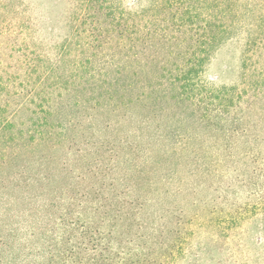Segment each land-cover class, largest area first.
<instances>
[{"label": "trees", "instance_id": "1", "mask_svg": "<svg viewBox=\"0 0 264 264\" xmlns=\"http://www.w3.org/2000/svg\"><path fill=\"white\" fill-rule=\"evenodd\" d=\"M18 1L0 0V35L16 37L0 43V264H174L192 232L159 216L165 198L209 180L219 151L264 142V14L237 29V0H221L218 27L187 2L178 14L168 0H70L48 48ZM238 33V81H208ZM259 178L264 166L228 226L264 219Z\"/></svg>", "mask_w": 264, "mask_h": 264}, {"label": "rangeland", "instance_id": "2", "mask_svg": "<svg viewBox=\"0 0 264 264\" xmlns=\"http://www.w3.org/2000/svg\"><path fill=\"white\" fill-rule=\"evenodd\" d=\"M122 1L124 5L139 8L151 3V0H138L137 4L134 0ZM171 1L174 8L179 7L172 10L174 13L179 14L187 2L189 12L198 16L197 21L202 26L207 24L211 13H215L214 25H221V0H168L167 4ZM14 5L24 14L25 23L29 21L35 28L32 33L35 41L43 42L46 47H52L66 31L70 0H19ZM236 9L241 13L240 20L235 21L237 29H251L255 18L264 14V0H237ZM8 35H0V43L5 44L9 38L12 42L16 40L14 34L8 32ZM244 37L243 33H238L216 50L204 72L208 81L217 85L238 81ZM212 159L216 164L211 168L209 180L187 179L180 192L168 195L159 208V216L171 214L178 230L192 232L184 254L174 264H264L263 217L252 218L241 226L225 223L227 215L255 200L252 195L255 187H247L244 181H252L253 169L264 166V142H241L232 153L224 155L219 151ZM257 181L264 184L260 178ZM163 221L161 217L158 220ZM211 221L221 224V230H207L205 225Z\"/></svg>", "mask_w": 264, "mask_h": 264}]
</instances>
